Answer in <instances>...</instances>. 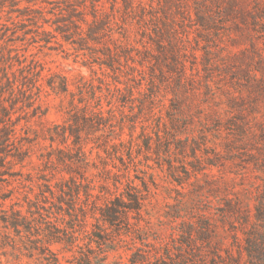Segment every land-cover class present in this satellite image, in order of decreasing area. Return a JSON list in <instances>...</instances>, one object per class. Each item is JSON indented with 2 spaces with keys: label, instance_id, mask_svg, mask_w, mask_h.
Masks as SVG:
<instances>
[{
  "label": "trees",
  "instance_id": "1",
  "mask_svg": "<svg viewBox=\"0 0 264 264\" xmlns=\"http://www.w3.org/2000/svg\"><path fill=\"white\" fill-rule=\"evenodd\" d=\"M120 1L121 8L118 0H112L107 10L101 0H62L63 8L48 10L30 2L21 6L19 0H0V248L13 264H240L231 252L211 245L202 215L188 222L178 215L173 244L150 242L141 225L149 185L144 180L137 184L130 171L138 147L132 133L139 124L145 134L146 122H155V147L174 133L156 106L160 100L159 91L154 92L157 76L151 36L166 38V44L155 42V46L163 58L167 53L174 58L175 32L165 25L158 31L150 29L152 15L141 0ZM132 21L145 42L129 40ZM17 43L48 49L70 46L84 58L85 66L91 70L97 66L104 78L96 83L80 81L76 92H71L65 77H44L52 94L70 96V109L62 124L44 127L39 122L40 128L34 127L30 120L45 115L37 103L43 67L20 55ZM176 65L180 69H173L171 86L179 90L187 76L183 64ZM165 68L171 73V64ZM159 76L164 78L166 73L160 70ZM167 119L170 127L175 126L170 115ZM126 126L130 133L124 142L120 136ZM90 136L94 147L87 153L98 150V164L91 162L97 173L88 177L85 139ZM144 136L142 147L149 153L150 138ZM39 140L49 146L40 150L38 192L31 198L32 176L22 169ZM167 165L169 171L175 168L171 162ZM61 173L68 177L55 180ZM6 201L11 202L8 209L3 208ZM88 218L93 220L91 229H87ZM247 247L251 256L249 243ZM119 249L130 251L126 261L109 260L108 253Z\"/></svg>",
  "mask_w": 264,
  "mask_h": 264
},
{
  "label": "rangeland",
  "instance_id": "2",
  "mask_svg": "<svg viewBox=\"0 0 264 264\" xmlns=\"http://www.w3.org/2000/svg\"><path fill=\"white\" fill-rule=\"evenodd\" d=\"M19 1L21 6L30 2L48 10L64 7L62 0ZM101 1L109 10L112 0ZM141 1L152 15V21L147 24L150 29L158 31L157 28L165 25L175 32L172 33L174 58L170 53L163 58L155 46V42L166 44V38L151 36L157 76L154 92L159 91L156 94L160 100L156 106L174 133L157 143V147L155 122H146L149 127L145 134L139 124L132 133L140 148L135 147L130 171L138 178L137 184L144 180L149 185L141 225L147 230L150 242L173 244L180 222L178 215L187 222L202 215L212 246L231 252L240 264H264V0ZM118 3L121 8V1ZM120 12L116 13L118 17ZM137 22L140 23L139 18ZM137 22L128 25L132 43L146 41L141 38ZM136 45L141 48L139 43ZM15 46L20 55L25 54L28 61L36 60L43 67L37 103L45 115L30 120L34 127L40 128L39 122L44 127L62 124L70 109V96L52 94L44 77H65L71 92H76L80 81L96 83L97 78H104L97 66L93 70L85 66L84 58L70 46L53 45L50 49L22 43ZM177 62L183 64L187 76L185 87L179 90L171 86L173 69H180ZM165 63L171 64V73ZM160 70L166 73L164 78L159 76ZM169 115L175 121L173 129L167 119ZM23 125L22 121L20 127ZM114 133L119 130L116 128ZM129 133L126 126L120 139L128 141ZM144 135L150 138L149 153L142 147L147 139ZM174 137L181 142L173 140ZM93 138L85 139V151L90 159L85 170L88 177L97 173L91 162L98 164L95 156L98 150L87 153L94 147ZM38 143L31 148V160L22 169L23 174L32 176L31 198L38 192L36 177L42 169L40 150L49 146L48 141ZM125 162H128L126 157ZM170 162L175 167L171 171L167 165ZM61 176L68 177L61 173L55 180ZM10 204L6 201L3 208L8 209ZM91 224L93 220L88 218L87 229H91ZM248 243L251 256L246 251ZM129 254L125 249L108 253L109 260L121 257L122 261ZM0 264H13L1 248Z\"/></svg>",
  "mask_w": 264,
  "mask_h": 264
}]
</instances>
